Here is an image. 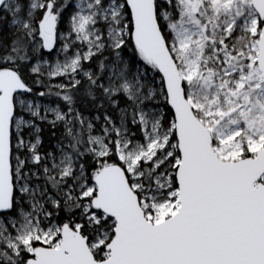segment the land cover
Returning a JSON list of instances; mask_svg holds the SVG:
<instances>
[{"label":"snow or ice","instance_id":"obj_1","mask_svg":"<svg viewBox=\"0 0 264 264\" xmlns=\"http://www.w3.org/2000/svg\"><path fill=\"white\" fill-rule=\"evenodd\" d=\"M0 264H264V0H0Z\"/></svg>","mask_w":264,"mask_h":264}]
</instances>
